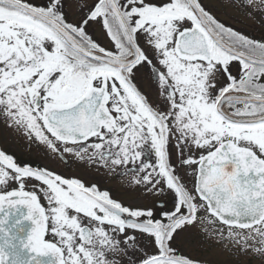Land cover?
<instances>
[{"label":"snow or ice","instance_id":"6c2138e0","mask_svg":"<svg viewBox=\"0 0 264 264\" xmlns=\"http://www.w3.org/2000/svg\"><path fill=\"white\" fill-rule=\"evenodd\" d=\"M0 264H264V0H0Z\"/></svg>","mask_w":264,"mask_h":264},{"label":"flooded vegetation","instance_id":"af4514ba","mask_svg":"<svg viewBox=\"0 0 264 264\" xmlns=\"http://www.w3.org/2000/svg\"><path fill=\"white\" fill-rule=\"evenodd\" d=\"M237 26L238 27L247 26V27H249L250 31L253 34H257V35L259 34V31H260L258 26L252 27V26L240 25V24H238ZM143 159H145L148 162H151V161L154 160V154L150 150L149 151H145ZM40 162L41 163H48L47 160H41ZM58 167L60 168L61 171H65V172L68 171L67 169H64L62 165H59ZM72 171H75V169L73 168ZM127 180H128L127 176L116 175V176H113V177L106 178L103 181V183L105 185H107L109 188H111L113 190L114 194H120L122 186L123 187H127ZM201 251H204V249L202 248Z\"/></svg>","mask_w":264,"mask_h":264},{"label":"rangeland","instance_id":"374dc122","mask_svg":"<svg viewBox=\"0 0 264 264\" xmlns=\"http://www.w3.org/2000/svg\"><path fill=\"white\" fill-rule=\"evenodd\" d=\"M9 151H13V150H16V151H19V148L18 146H16L15 142L14 141H10L7 145H5Z\"/></svg>","mask_w":264,"mask_h":264}]
</instances>
